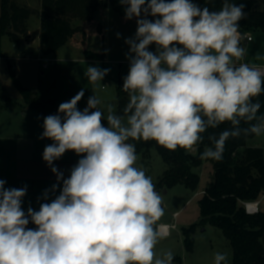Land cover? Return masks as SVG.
I'll return each mask as SVG.
<instances>
[{
    "label": "clouds",
    "instance_id": "obj_1",
    "mask_svg": "<svg viewBox=\"0 0 264 264\" xmlns=\"http://www.w3.org/2000/svg\"><path fill=\"white\" fill-rule=\"evenodd\" d=\"M119 2L126 19L138 18L135 38L126 40L130 69L123 115L108 104L105 118L95 94L78 110L81 90L59 105L57 115L44 118L41 138L53 143L43 160L51 167L66 151L83 158L68 179L51 167L63 180L62 191L38 211L29 207L27 215L21 207L26 186L6 189L0 180V264H172L171 251H155L162 196L146 169L136 166V147L129 141L194 153L202 134L228 122L231 127L208 136L210 146L200 153L202 160L219 161L229 138L264 135L256 99L264 93V68L241 62L247 53L239 31L247 15L243 3L223 0L212 11L193 0ZM142 13L158 18L152 22ZM151 44L156 53L148 50ZM109 71L89 66L84 75L96 84ZM242 121L249 126L242 128ZM30 221L35 229L27 228ZM213 264H229L228 253L215 252Z\"/></svg>",
    "mask_w": 264,
    "mask_h": 264
},
{
    "label": "rangeland",
    "instance_id": "obj_2",
    "mask_svg": "<svg viewBox=\"0 0 264 264\" xmlns=\"http://www.w3.org/2000/svg\"><path fill=\"white\" fill-rule=\"evenodd\" d=\"M17 1L32 10L28 19V32L21 42L33 44L23 46L20 45L21 42L14 43L7 35L0 38V180L5 181L6 189L26 186L21 207L27 215L29 207L38 211L41 204L50 203L60 195L63 180H57L51 167H56L63 174V179H68L72 168L83 158V154L66 151L53 161L51 167L43 160L45 147L53 143L51 139L41 138L44 118L57 115L59 105L70 101L81 90H84V96L77 104L78 110L83 111L89 97L95 94L101 101L98 108L105 118L106 105L113 104L117 112V90L118 87L123 88L124 78L130 69V45L126 40L135 38L138 18L126 19L125 11L122 10L124 5L119 0H81L78 8L66 9V17L75 29L74 36L60 48L57 55L45 56L39 41L34 43L41 27L42 0ZM261 8L264 6L261 5ZM140 18L154 22L158 17H144L142 13ZM250 35L254 37L253 42H246L244 37L241 41L242 46L247 49L241 62L263 66L264 33L255 32ZM148 50L156 53L157 46L151 44ZM89 66L110 71L101 82L92 84L84 75ZM12 73L24 87L36 92L38 98L33 104L39 106L38 109L23 99ZM49 100L54 102L49 103ZM91 111L95 109H90ZM59 114L63 116L62 113ZM102 123L105 127L108 126L106 120ZM250 143H258L264 148V135L256 137ZM137 156L136 166L146 169L156 185L167 167L161 155L153 148L148 161L142 154ZM194 171L200 176L196 190L179 184L160 192L164 214L157 225L173 223L176 228L171 230L169 236L160 238L155 248L156 254L160 256L171 251L174 258L181 259V264H213L215 252H227L231 264L230 243L222 231L213 226L199 227L196 230L192 251H187L184 246L183 229L199 221V199L213 178L210 161H204ZM53 185L56 186L55 190ZM261 209H264V198Z\"/></svg>",
    "mask_w": 264,
    "mask_h": 264
},
{
    "label": "trees",
    "instance_id": "obj_3",
    "mask_svg": "<svg viewBox=\"0 0 264 264\" xmlns=\"http://www.w3.org/2000/svg\"><path fill=\"white\" fill-rule=\"evenodd\" d=\"M79 1L81 0H42L40 42L45 56L57 53L74 36L75 29L66 17V9L78 8ZM147 2L148 0L146 4ZM193 2L201 8L208 7L212 11H219L223 0H193ZM232 2L245 5L246 18L239 21L241 34L264 33V8H261V5L264 6V0H232ZM122 10L125 11V6ZM31 14L32 10L17 0H1L0 38L7 35L11 41L19 43L28 32V19ZM12 77L23 99L33 108L38 109L39 106L33 104L38 98L36 92L24 87L14 73ZM256 99L261 103L258 116H264V93ZM127 102L128 94L118 87L117 115H123ZM248 126L241 122L242 128ZM230 127V123L226 122L215 129L209 128L202 134L204 139L194 153L181 148L168 150L155 141L129 142L135 144L137 155L142 154L146 161L149 160L153 148L161 155L167 167L155 185L159 193L165 188L179 184L196 190L200 176L194 168L201 166L204 161L212 163L213 178L199 199L200 219L183 229L184 246L187 251L193 250L196 230L209 225L220 229L229 241L232 248L231 264H264V209L257 214H248L243 205L244 201L260 199L264 193V148L250 143L256 136L241 135L226 141L222 160L200 159V153L206 146H210L208 136L218 137L223 130ZM27 228L34 229V224L30 221ZM173 261L174 264H181L179 257L174 258Z\"/></svg>",
    "mask_w": 264,
    "mask_h": 264
},
{
    "label": "built area",
    "instance_id": "obj_4",
    "mask_svg": "<svg viewBox=\"0 0 264 264\" xmlns=\"http://www.w3.org/2000/svg\"><path fill=\"white\" fill-rule=\"evenodd\" d=\"M243 37H244V39L247 42H250V41L253 40V36L250 35V34H245ZM257 67L264 68V65L263 66H257ZM263 198H264V193L261 196V198L258 199V200H255V201H244L243 205H244V208H245L246 212L248 214H257L261 210V202H262ZM158 228H159V231L161 233V237H166V236L170 235L171 230L173 228H175V225L172 224V223H170V224H160V225H158Z\"/></svg>",
    "mask_w": 264,
    "mask_h": 264
},
{
    "label": "crops",
    "instance_id": "obj_5",
    "mask_svg": "<svg viewBox=\"0 0 264 264\" xmlns=\"http://www.w3.org/2000/svg\"><path fill=\"white\" fill-rule=\"evenodd\" d=\"M0 12H1V0H0ZM39 31H38V34H37V36H36V38H35V40H34V43L35 42H37V41H39V43H40V45H41V42H40V32H41V27H39V29H38ZM261 33H263V32H261ZM71 40V39H70ZM254 41V37H253V40L252 41H250V43L251 42H253ZM20 42H21V40H20ZM19 42V43H20ZM247 42V41H246ZM19 43H17V44H19ZM249 43V42H248ZM33 43H30V42H27V41H24L23 43L21 42V44L20 45H23V46H31ZM58 53V52H57ZM57 53H55L54 55H50V56H55V55H57ZM256 145H258V146H260L258 143H256ZM262 203V202H261ZM176 215V214H175ZM173 224V223H172ZM175 225V224H174ZM175 228H176V226H175Z\"/></svg>",
    "mask_w": 264,
    "mask_h": 264
}]
</instances>
